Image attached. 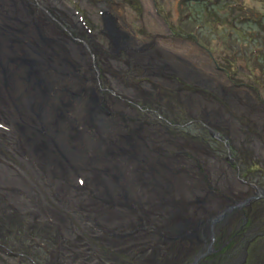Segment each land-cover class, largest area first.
<instances>
[{"label": "rangeland", "instance_id": "rangeland-1", "mask_svg": "<svg viewBox=\"0 0 264 264\" xmlns=\"http://www.w3.org/2000/svg\"><path fill=\"white\" fill-rule=\"evenodd\" d=\"M25 1L34 14L20 0H0V28H21L34 16L40 37L47 46H62L59 54L71 71L65 79L45 75L40 65L25 62L36 59L37 48L24 49L21 68L28 73L33 66L30 70H39L45 88L48 82L60 91L45 97L42 86L26 76L34 84L29 97L41 104L40 109H29L28 97L21 98L26 93L21 71L13 73L15 45L5 40V48H0V264H264V201L248 208L247 220L238 216L227 228L218 227L221 242L228 243L221 255L196 260L202 247L192 237L194 226L247 200L251 185L264 189V138L252 134L259 121L264 129V113L256 101L264 104V87L258 92L257 85L252 86L255 92L249 100L257 102L252 107L229 108L217 96L214 102L197 99L199 89L192 86L180 99L157 82H144L140 70L113 65L108 72L114 78L108 75L99 87L84 52L66 42L62 30L54 29L52 19L35 5L45 8L41 0ZM46 1L57 6L65 21L70 17L76 24L80 19L89 29L94 20L96 28L101 27L88 0H62L63 6L59 0ZM134 1L136 6L126 5L129 17L137 15L161 33L165 26L152 17L155 12H170L166 20L175 22L177 12L192 11L194 21L179 22V27L195 33L234 79L245 78L250 70L264 85L263 2L184 5V0H156L153 6L151 0ZM238 3L241 6L235 7ZM100 43L108 48L105 37ZM180 52L198 55L190 43ZM73 65L79 75H72ZM131 84L134 90L128 88ZM95 87L108 90L101 107L105 114L83 95V89L89 95ZM66 90L81 96L71 98ZM212 132L226 137L229 149L214 140ZM251 238L245 249L242 243L236 246L238 240Z\"/></svg>", "mask_w": 264, "mask_h": 264}, {"label": "flooded vegetation", "instance_id": "flooded-vegetation-1", "mask_svg": "<svg viewBox=\"0 0 264 264\" xmlns=\"http://www.w3.org/2000/svg\"><path fill=\"white\" fill-rule=\"evenodd\" d=\"M59 1L61 2V6H63L64 4L62 3V0ZM88 1L92 2V5L97 10L98 14L96 16V20L101 23L100 29L96 28V24H93L94 20H92L91 22L92 28L90 27L89 29H87V25L84 24V21L80 19L76 22V24L70 23V17L68 18V21H65L64 17L66 18V16L63 17L62 15L64 14H62L59 9L58 11H56L57 6H55L53 2L50 4V2L46 0H41V2L45 5V8H41L37 3L35 5L44 11L43 14L49 16V20L52 19L51 23L55 26L54 29L60 28V31L62 30L63 36L67 40L66 42L75 45L78 48L79 54L84 52V56L88 60H90L89 67L94 71L96 83L99 87L103 85V81H105V83L106 81H108V75L111 79L114 78V76H111V73L108 72L111 65H113L114 68H136L140 70V74L144 78V82H157L159 83L158 86L161 85L163 87V90L168 91L171 94L174 93L179 95L180 99H183L182 96L187 93L188 87L192 86L196 89H199L195 93L196 98L199 100L202 98L203 100L214 102V99H212V97L217 96L220 100L221 98H224V100L226 101L225 103L229 105V108H238L242 104L244 106L249 105V107H252L253 104L255 105V103L258 102L259 105H257V107L259 108V110H261V112L264 113V104L260 101V99L259 101L256 99L257 102L255 100L252 102L251 100H249V98L252 97L251 93L255 92L252 86L257 85L258 92L260 89L263 90L264 87V85H260L259 81L255 79L256 75L254 74V72L251 74V71L249 70L245 78L234 79L231 74L224 71L218 65L217 61H214L212 53L210 51H207L201 45V43L195 39V33L187 32V30L184 31L180 28L181 26L179 27V22L192 23L194 21L192 11L188 10L184 14L177 12L178 18H176L175 16L176 13H173L175 16L173 20H175V22H173L172 18L170 17H168L170 22L166 20L165 16L172 15V13L165 12L166 14H162L161 12H155L152 17H155L158 21L163 22L162 25L165 26V33H161L156 32L154 29H150L148 23L145 20L141 22L138 19L137 15H135L132 19L131 17H129L126 5L130 3L136 6V1L134 0ZM157 1L159 4L161 0ZM157 1L151 0L153 6L154 4H157ZM191 1L195 2L196 0H184V5L185 3L191 4ZM20 3L24 7V4L26 3V5L31 8L32 14H34V7L32 8L31 5L28 4L25 0H20ZM155 9L156 8H154V10ZM52 12L54 14H57V19L54 18ZM197 17L198 15L195 16V18ZM180 19L183 21H180ZM35 22L37 21H35L33 16V19L30 18L29 23L26 25L23 24L21 28L15 25V28H0V38L2 40L0 42V48L2 50L5 48V40V43H12L13 45H15V47L11 51L12 63L16 66L13 73H16L17 70L21 71L19 78L21 80H24L26 84V93L23 94L21 98L23 99L28 97L29 102H31L29 109H34L35 105L40 109L41 104L38 106L33 101V99L29 97L30 93H33L32 90L34 84L31 85L32 82L30 83L29 80H27L26 76L29 75L33 77V79L30 77V79L34 80L38 85L42 86V92H47L45 94V97H50L54 95L55 92L60 91H58V89H54L55 87L53 86V84L50 87L48 82L45 88L44 80L40 75H37L36 73L39 70L36 72L30 70L33 66L29 65L30 69L28 70V73L25 71V69L21 68L22 66H20V63L23 62V60H26V52L24 51V49H26L29 45H33L37 48L33 52V57L36 59L30 58L25 62H33L37 67L38 65H40L39 69L45 75H48L50 72V76L55 73L54 75L58 78L65 79L69 78L68 76L70 75L71 71L69 70L68 61L64 60L59 54V51L62 50V46H60L61 49L55 46H47L42 37H40V33L38 34L40 29L38 24ZM16 23L19 25L20 22H17L16 20ZM30 23L33 27L30 26ZM78 25L81 27L82 30L80 31H82L84 35H82L78 30ZM22 27H24V29H22ZM199 27L200 26H197V28ZM31 32L33 33V35L31 34ZM35 33H37L36 36L38 38L35 37ZM102 36L105 37L108 48L105 47V43H100ZM186 43H190L197 49V56L190 55L189 57L188 54H186L185 56L181 55L182 52H180V49L181 47H184ZM40 48L42 51L40 50ZM0 53L3 54L2 51ZM254 56L256 57L255 53ZM44 58L48 63V65L46 66L44 64ZM194 59L198 60V62L194 61ZM72 67V75H79L80 73L78 71L75 72L76 68L74 67V65ZM252 80L254 82H252ZM80 81H83L82 78L80 79ZM250 81L252 82V84L249 83ZM134 87L136 86H134L133 84L128 85V88H130V90H134ZM49 91H51L52 94ZM66 91L71 95V98L81 96L79 94H73L70 90ZM90 91L91 92L88 95L85 89L82 90L86 102L92 105H96L97 111L101 114H105L101 107L104 105V101L106 100V98H104V93L108 92V90L100 89L98 91L95 87ZM243 100L245 102H243ZM70 103L71 101H69L68 104ZM121 114L122 113H119L117 111L118 116H121ZM232 114L236 118L238 117V113L232 112ZM122 116L124 117V114ZM261 122L262 121H259V127L254 123L256 131H254L252 134H254L258 138L263 139L264 129ZM141 123L142 122H140V125L142 126ZM231 124L232 126H234L235 133L239 131V129L237 128V124L234 122V119H232ZM246 124L248 126H251L249 122ZM254 124L252 125L254 126ZM248 126H245V128H247ZM235 133L233 132L232 135H234ZM210 134L214 140L224 142L225 146L229 149V146L227 145L228 139L226 137L222 138L219 135H216L214 132ZM262 176L264 178V175ZM251 187L253 188V191L252 194L247 198V200L236 202L232 206H227L226 208L221 209L222 211H220L219 213H216L215 216L209 217L207 219L209 220V222L199 223L198 225L193 227L192 237L196 239L197 243H199L202 247L197 257L202 258L206 255L209 256V254L211 253L212 255L217 253L221 255L223 248L227 246L228 243L225 245L224 241L221 242L223 238L219 234L220 231H218V227L221 226L227 228V226L231 225L232 221H234L232 219L237 218L238 216H240L242 219L247 220V218L245 217V212H247L248 208H251V206L257 201H264V189L262 187H256L253 185H251ZM253 215L255 218L256 212H254ZM217 234L218 236H216ZM232 237L230 238V240L234 239ZM251 240L252 238L246 241L238 240L236 246L242 243L243 249H245L246 246L249 245ZM220 243L222 244L220 245ZM229 253L231 254V252ZM241 264H243V262Z\"/></svg>", "mask_w": 264, "mask_h": 264}, {"label": "trees", "instance_id": "trees-1", "mask_svg": "<svg viewBox=\"0 0 264 264\" xmlns=\"http://www.w3.org/2000/svg\"><path fill=\"white\" fill-rule=\"evenodd\" d=\"M254 1H256V0H254ZM258 2H263L264 3V0H257ZM193 4H198V3H202V2H206V0H196L195 2L194 1H191ZM236 5V6H235ZM234 6L235 7H240L241 5H240V3H238V4H234ZM194 13V12H193ZM198 13V12H197ZM197 13H196V15H197ZM195 15V14H194ZM195 15V16H196ZM201 15H203V16H201V17H204V18H206V14L205 13H202ZM262 19H264V16L262 15V17H261ZM196 20H198V19H196ZM254 20V22H256V19H253ZM52 165H54V164H52Z\"/></svg>", "mask_w": 264, "mask_h": 264}, {"label": "water", "instance_id": "water-1", "mask_svg": "<svg viewBox=\"0 0 264 264\" xmlns=\"http://www.w3.org/2000/svg\"><path fill=\"white\" fill-rule=\"evenodd\" d=\"M206 222H209V220H206ZM211 224H212V222H211ZM199 258H200V257H197L196 260H198Z\"/></svg>", "mask_w": 264, "mask_h": 264}, {"label": "bare ground", "instance_id": "bare-ground-1", "mask_svg": "<svg viewBox=\"0 0 264 264\" xmlns=\"http://www.w3.org/2000/svg\"><path fill=\"white\" fill-rule=\"evenodd\" d=\"M27 78V77H26ZM30 82V81H29ZM39 89V88H38ZM31 94V93H30ZM33 95V94H32ZM40 96V95H39ZM39 98V97H38ZM25 100V99H24ZM40 100V99H39ZM23 103V102H22ZM23 107V106H22ZM30 108V107H29ZM56 122V121H55Z\"/></svg>", "mask_w": 264, "mask_h": 264}]
</instances>
